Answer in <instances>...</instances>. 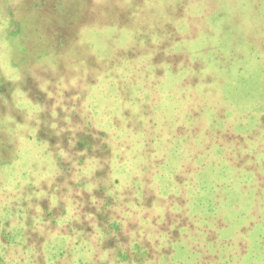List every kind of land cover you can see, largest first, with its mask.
Wrapping results in <instances>:
<instances>
[{
  "label": "rangeland",
  "instance_id": "obj_1",
  "mask_svg": "<svg viewBox=\"0 0 264 264\" xmlns=\"http://www.w3.org/2000/svg\"><path fill=\"white\" fill-rule=\"evenodd\" d=\"M0 264H264V0H0Z\"/></svg>",
  "mask_w": 264,
  "mask_h": 264
}]
</instances>
